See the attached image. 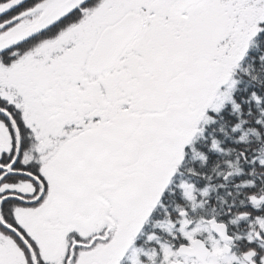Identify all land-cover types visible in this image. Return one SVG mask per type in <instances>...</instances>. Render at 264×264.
Instances as JSON below:
<instances>
[{
	"label": "snow or ice",
	"instance_id": "6c2138e0",
	"mask_svg": "<svg viewBox=\"0 0 264 264\" xmlns=\"http://www.w3.org/2000/svg\"><path fill=\"white\" fill-rule=\"evenodd\" d=\"M0 264H264V0H0Z\"/></svg>",
	"mask_w": 264,
	"mask_h": 264
}]
</instances>
